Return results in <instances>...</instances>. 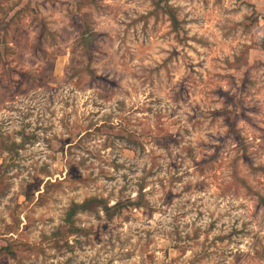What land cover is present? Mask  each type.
<instances>
[{
  "label": "rangeland",
  "instance_id": "374dc122",
  "mask_svg": "<svg viewBox=\"0 0 264 264\" xmlns=\"http://www.w3.org/2000/svg\"><path fill=\"white\" fill-rule=\"evenodd\" d=\"M0 264H264V0H0Z\"/></svg>",
  "mask_w": 264,
  "mask_h": 264
}]
</instances>
